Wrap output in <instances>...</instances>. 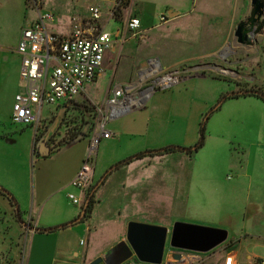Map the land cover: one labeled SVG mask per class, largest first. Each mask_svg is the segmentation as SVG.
Segmentation results:
<instances>
[{"label":"rangeland","instance_id":"1","mask_svg":"<svg viewBox=\"0 0 264 264\" xmlns=\"http://www.w3.org/2000/svg\"><path fill=\"white\" fill-rule=\"evenodd\" d=\"M127 1H131L129 15L127 3L119 4L120 0H0V136H4L0 138V182L15 190L21 204L19 206L17 202L20 211L18 220L15 207L11 205L8 208V202L0 196V260L5 264H27L26 250L23 256L24 228L20 222H27L31 217L43 222L49 217L53 224L59 226L70 216L78 214L79 205H74L68 194L78 197L79 190L71 185L72 181L68 184V180L76 167L80 164L82 167L87 156L88 136L95 131L99 120L97 108L109 98L115 82H135L138 74L147 68L149 60L154 58H159L161 62L163 59L180 61L183 64L177 68L183 72L184 69L200 66L196 70L201 72L193 69L192 74L182 76L178 84L155 91L142 108L106 123L112 137L101 140L96 154L94 152L96 179H91L85 196L97 184L99 176L124 158L130 143L137 150L145 147L193 148L200 140L203 126V145L191 154L183 151L164 155H158L160 152L145 154L151 157L150 162L134 168L131 174L135 179L128 181L127 192L120 194V197L126 198L128 207L134 208H128L123 214L133 220L141 219L143 223L166 225L168 230L174 223L181 222L227 231L226 242L209 253L201 254L196 264H225L231 250L240 252L239 262L247 255L252 259L263 258L264 101L251 96L223 99L242 86L264 92V38H261L264 31L254 44L257 45L256 50L248 54L250 59L240 62L245 56L240 51H226L225 48L216 52L205 51L203 39L202 50L198 45H190L192 36L196 34V39L198 35L203 37L209 31L207 25L213 21L203 20L199 28L186 19L163 24L169 19L165 14V21H159L158 15L166 10V4L178 5L185 0ZM188 1L189 5L192 0ZM244 4V0L214 4L224 8L222 11L218 9L222 18L214 21L217 28L222 30L225 25L233 26L234 32L236 25L250 12L251 8L247 9ZM91 6L101 10V24L108 20L105 31L111 35L125 28L127 19L133 15L140 20V24L144 21V28L141 26L137 32L125 29L121 39L112 38L102 73L86 87L84 95L79 94L60 106H43L42 118L49 111L55 114L40 121L39 129L45 126L41 137L54 122L58 126L50 138L52 140H49L51 154L46 158L37 157L31 154L34 127L10 121L13 98L23 89L19 77L20 57L16 54L19 33L37 10L50 13L52 19L58 22L70 18L72 27L81 19H87ZM116 8V16L110 18ZM143 12L144 20L140 17ZM77 17L81 18L73 20ZM53 20L46 23L48 28L51 24L53 26ZM186 26L191 29L189 35L185 31ZM223 69L231 70L228 76L219 71ZM218 105L219 109L213 111ZM146 111L151 117L147 136L124 135L126 130L121 123L142 114L146 117ZM83 130L88 131L87 136L79 143L67 150L53 152L69 140L70 134H79ZM154 154L157 155L150 156ZM121 172L124 173L120 169L114 174ZM142 173L144 176H141ZM36 184L37 198L34 194ZM114 192L111 189V193ZM41 196L44 209L39 211L36 206ZM94 225L85 222L77 226L82 230L79 238L85 243L82 251L88 254L109 252L119 243L118 217L110 211L101 212ZM87 227L89 230H85ZM46 255H43V260ZM60 260L53 251V264H62ZM130 263L143 264L135 257L123 264ZM65 264L74 263L69 261Z\"/></svg>","mask_w":264,"mask_h":264},{"label":"built area","instance_id":"2","mask_svg":"<svg viewBox=\"0 0 264 264\" xmlns=\"http://www.w3.org/2000/svg\"><path fill=\"white\" fill-rule=\"evenodd\" d=\"M88 12V22L76 23L66 36L48 30L46 22L52 21V15L48 12L39 11L37 19L21 29L16 53L20 57L19 77L23 89L13 98L12 123L39 125L44 105L70 102L82 92L85 84L95 80L102 69L112 38L97 26L101 10L91 6ZM159 21H165L163 15ZM125 29L137 32L140 20L136 17L129 18ZM183 74L185 73L179 68L163 70L158 61L151 60L147 68L138 74L135 82L114 85L109 98L102 107L97 108L99 120L91 134L87 156L71 182L73 187L86 190L89 186L93 174L94 152L96 153L101 139L111 137V133L106 130V123L142 108L155 91L178 84ZM68 198L74 205H81V200L74 195H68ZM200 255L182 251L179 260L170 259L162 264H196L200 261ZM225 264H264V258L239 262L229 255Z\"/></svg>","mask_w":264,"mask_h":264},{"label":"crops","instance_id":"3","mask_svg":"<svg viewBox=\"0 0 264 264\" xmlns=\"http://www.w3.org/2000/svg\"><path fill=\"white\" fill-rule=\"evenodd\" d=\"M97 1H101V0H97ZM122 2L125 4L127 3L126 7H129V11H128V15H129L131 13V10H132V8H130L131 1L120 0L119 4H121ZM228 2H229V0H192V2L188 5L189 1L185 0V1H183V3H180L178 5H172V4L167 5L166 4L165 5L166 10L164 12H160V14L158 15V19H160V16H162V15L164 16V14H165L169 19H167L165 21V23H163V24L173 22L174 20H180L181 21L182 19H186L188 21H192V23L194 22L193 25L198 26V28L200 27V24L203 20L213 21V23H210V25H207V27L209 28V31L205 32L204 33L205 35H203V37L198 35V38L196 39V34H194V36H192L193 41L190 42V45H192V46L198 45L197 47H200L199 49L202 50L203 48L201 46V40L203 39L202 42L204 41V45L206 46L204 48L205 51L210 50V51L216 52V51L222 50L224 48L226 51H228L229 49L240 51L241 53L245 54V56H243V58L240 59V62L241 61L244 62V61H247L248 59H250V56L248 54L251 51H255L257 48V45H253V46L240 45L239 43L236 42V38L233 36V26L228 27L227 25H225V27L222 30H220L219 28H217L218 25L214 23V21L221 20L222 15H220L218 13V11L219 10L222 11L224 8H223V6H220V5L216 6V7L213 5L214 4L218 5L219 3H221V4L225 3L226 4ZM244 3H245L244 6H247V9H248V7H250V0H244ZM179 5H183V6L181 7ZM168 7H170V10H168ZM116 10H118V8H116L114 10L115 16L117 14ZM112 13H113V11L111 12V14ZM38 14H39V10L36 11L35 16H33V18L29 22H26L25 26L26 25L28 26V24L31 23V21L36 20L38 17ZM111 14H110V16H111ZM152 15H153V13H152ZM89 17H90V15L88 12L87 19L86 20L81 19L80 23L86 24L89 20ZM112 17L113 16H111L110 18H112ZM133 17H135V15H133ZM133 17H130V18H133ZM140 17H142L141 18L142 20L145 19L144 12ZM79 18H81V17H77L76 19H73V20H79ZM101 18H102V15H101ZM101 18H100V20H101ZM100 20L97 22V26L100 28L101 31L107 32V31H105V27H106V23L108 20L107 21L104 20L103 21L104 23L102 22V24L100 23ZM49 22L51 23L52 21H49ZM71 23H72V21L70 20V18L62 20L61 22H58L57 20L56 21L53 20V26L51 24V25H49L50 27L48 28V26L46 24V27L48 28V30L52 31L53 33L66 36L71 32V28H72ZM141 26H143V28H144V21L141 22L140 27ZM189 30H191V29L186 26L185 31H187L186 33L188 35H189V33H188ZM124 33H125V28L123 27L120 30H117L114 35H111L110 33L109 34L111 35V38H113V39H121L124 36ZM193 33H195V32H193ZM261 38H264V37H261ZM113 39H112V41H113ZM197 40H198V42H197ZM259 46H261V44ZM104 59H105V56H104ZM154 59L159 61V58L158 59L154 58ZM159 62H160V65L162 66V68L165 70L176 69L179 65L183 64L180 61L168 62L165 59H163L162 62L161 61H159ZM103 63H104V60H103ZM147 66H148V64H147ZM102 67H103V65H102ZM139 68H141V67H138V69ZM193 69H195V70L200 69V66H198L197 68L193 67L191 69H186V70L184 69V73H185L184 76H186V77L190 76L192 74L191 71ZM215 70H217L216 67H215ZM196 71H200V70H196ZM219 71L220 72L222 71L221 73L226 74V76H228L229 75L228 73H230L231 70L223 69V70H219ZM101 73H102V69L97 74V76L93 82L85 84L82 92L80 93V96L84 95L86 87L93 84L96 81V79L101 75ZM200 76L204 77L203 74H200ZM187 79H189V78H187ZM183 80H186V79L183 78ZM122 82H125V81L119 80V81L115 82V84L112 85V88L114 87V85L122 83ZM247 89H248V87L242 86V87H240V90L238 88L239 91L237 90L236 92L243 93L242 91H246ZM109 95H111L110 92H109ZM152 95L149 97V99L146 101V103L150 100V98H152ZM243 98H245V97H243ZM64 104H66V103H64ZM60 105H63V104H60ZM60 105H55V106H60ZM135 110H137V109H135ZM49 112L50 113H48V115H46L45 117L42 118V116H41L40 121L47 118L48 116H51L54 113V111H49ZM146 112H147L146 117L143 116V114H142V116H135V117L130 118L128 121L124 120L121 123V126L123 128H125V130H126V132H124V135L135 136V137L136 136H139V137L147 136V134L150 132V124H151L150 118L151 117H150V113H148V111H146ZM11 113H12V111H11ZM128 115H129V113H126V114H123V115L116 117L112 120H119V119L124 118ZM10 121H11V115H10ZM109 121H111V120H109ZM31 126H33L35 129L34 139L32 140V143H31V154L37 156V154H38L37 148L39 146V140L36 142L35 139H36V137H38L42 133L41 132L42 128L39 129L38 125H31ZM106 130H107V128H106ZM1 137H4V136H0V138ZM88 137H91V135H89ZM111 137H112V133H111ZM111 137L108 139H101V140H110ZM101 140H100V142H101ZM76 144H73L72 146H74ZM48 145H49V152H50L49 155H50L52 152V150L50 149L51 143H48ZM72 146L65 147V145H64V146H62V148L60 146H58L57 148L54 149L53 152L60 151L61 149L64 151V150L71 148ZM134 147L135 146L132 145V143H130L124 158H122L120 161L127 159V157L128 158L132 157V156H134L140 152L162 149V148L152 149V148L145 147L143 150H137ZM37 157H40V155ZM42 158H46V157H42ZM150 158L151 157H149V156H144L143 158L136 160V161H133L130 164H128L122 168L114 169L111 173H109L107 175L108 177L106 176L107 178H105V180L95 190V192H94L95 203L93 205V209H92L90 216L86 219H83V217H82L80 221H77V222L73 223L72 225L66 226L65 228L58 229L54 232L44 233V232H36L35 231V229H38V228L39 229H47V228H52V227H59V226L64 225V224L71 223L72 221H75L78 217H80L81 211L83 208L82 205H84L83 201L85 200L84 199L85 190L78 189L79 194H78L77 198L81 200V205H79V212L76 216H70L69 220L64 222L63 224L56 226L55 224H53V222H51V218H49V217L47 219H44L43 222H41L38 219L34 220L32 217L28 218L27 222L26 221L20 222L22 224V227L24 228L23 237L25 238V242L23 245L24 246L23 247V256H24L25 250H26L27 251L26 252L27 262L26 263L27 264H53V251L56 254V258L61 259L60 261L62 262V264H65L69 261H73L74 264H88L91 261H93V259H95V257H97V258L98 257H104L108 252L105 253L104 251H101L98 254H88L87 251H84V250L82 251L81 248L84 247L85 243H83L81 238H79V234L82 231L81 227H77L79 224H83L85 222H88V224L92 223V226H96V225H94V223L96 222L97 217L99 214H101V212L110 211L112 215H114V216L116 215V217H118V220H119L118 226L120 229V231H119L120 233H119V237H118L119 243L115 244L113 246V248L116 245L120 244L121 242H125L127 223L129 221L143 222V220H141V219L140 220H136V219L133 220L128 215L123 214V212L128 211V208H130L131 210H133L134 208L132 206L128 207L129 204L127 203L126 198L120 197V194L123 195L125 192H127V189H128L127 182L133 181L135 179V178H133V175L131 174L132 171L134 170V168L139 167L143 164H145V165L148 164V162H150ZM113 166H111V167H113ZM80 167H81V164L78 167H76L74 169V171L71 173L70 179L68 180V184L70 183V181H72L75 178ZM120 169H122V171L124 173L121 172L118 174L117 173L114 174V172H116ZM106 172L102 176H99L97 178L99 180L97 182V184L100 182L102 177L106 174ZM129 174H131V175H129ZM141 176H144V174L142 173ZM140 177H139V179H140ZM91 179H94V180L96 179L95 163H94L93 174H92ZM0 185L2 187H4L5 189L9 190L13 194V196L16 198L19 206H21L19 197L15 193V190L13 188H11L10 186H7V184L4 182H0ZM108 186H111V187H108ZM124 188H125V190H124ZM111 189H113L115 191L113 194L111 193ZM34 194H35V197L37 198V184L35 186ZM68 195H73V194H68ZM131 199H132V197H131ZM43 200L44 199L41 196V199L37 203L36 208H38L39 211L44 209V208L42 209L43 206H41ZM6 202H8V201L6 200ZM7 204H8L7 205L8 208H9L11 206V204L9 202ZM112 218H113V216H112ZM158 225L168 227V226L163 225V224H158ZM85 230H89V227L85 228ZM28 247H29V249H28ZM113 248H111V249H113ZM229 253L231 255H233L236 258V260H238V258H239L238 256H239L240 252H238L236 250L234 252V250H231ZM46 254H49V256ZM43 255H46V257H47L45 260H43ZM177 255L178 254L173 252L172 250H168L164 253L163 262H168L170 259H174ZM133 257H130L128 260H130ZM242 260L243 261L252 260V257L247 255L245 257V259H242Z\"/></svg>","mask_w":264,"mask_h":264},{"label":"water","instance_id":"4","mask_svg":"<svg viewBox=\"0 0 264 264\" xmlns=\"http://www.w3.org/2000/svg\"><path fill=\"white\" fill-rule=\"evenodd\" d=\"M250 8L249 17L239 22L233 32L236 42L244 46H253L257 42V37L262 35L264 31V0H250ZM57 126L58 123L54 122L46 134L39 139L38 154L40 157L49 156L48 142L53 137ZM87 132V130H83L77 134L75 138L65 144V147L80 142L87 136ZM114 169L113 166L106 172L100 182L92 189L91 194H94L97 187ZM88 203L86 200L81 216L68 223L67 226L81 220ZM15 210L18 212V207ZM64 225L59 226L58 229L63 228ZM35 231L41 232L38 229ZM45 231H53V228L42 230V232ZM226 240L227 231L223 229L176 222L168 230L164 226L129 221L126 226L125 242L116 245L104 257H98L88 264H123L133 256L143 264H162L166 247L177 253L178 255L174 259L179 260L182 251L206 254Z\"/></svg>","mask_w":264,"mask_h":264},{"label":"trees","instance_id":"5","mask_svg":"<svg viewBox=\"0 0 264 264\" xmlns=\"http://www.w3.org/2000/svg\"><path fill=\"white\" fill-rule=\"evenodd\" d=\"M26 1H28V0H26ZM246 96L256 97V98H259V99L264 101V92H263V90L254 89V88L247 89L243 93H236V92L235 93H231V94L225 96L223 100L231 99V98L246 97ZM216 108L217 109H214L213 111L218 110L219 109V105ZM200 130H201L200 140H199V142L196 143V145L193 148L189 147V148L185 149V148L165 147V148H162L160 150H151V151L149 150V151H146V152H140V153H138V154H136V155H134L132 157H129V158L125 159V160L120 161L119 163L115 164L114 167H115V169L121 168L122 166L127 165V164L131 163L134 160H139V159L143 158V156L145 154H152V153L160 152V153H158V155H164V154H168V153H171V152H174V151H183V152H187V154H191L192 152L198 150L203 145V141H204V134H203L204 133V127L202 126ZM76 136H77V133L70 134V136L68 137L69 140L64 142L61 146H64L65 144H67L69 141H71ZM35 140L38 141L37 137H36ZM156 155L157 154L150 155V156H156ZM37 156H39V155L37 154ZM92 189L85 196L86 200H88L89 203H88V206H87V208L85 210V214L83 216V219H86V218H88L90 216V214L92 212V209H93V205L95 203L94 194H91ZM0 196L5 198L13 207H15V208L18 207L17 201L15 200L13 195L10 192H8L6 189L1 187V186H0ZM15 213H16V216H17L18 220H20L19 219L20 218V211L18 210V212H16V210H15ZM66 226H67V224H65L63 228H65ZM52 228H53V231H45L44 233L54 232V231L58 230V227H52ZM47 229H50V228H47ZM47 229H39L38 228V230H41V232H42V230H47ZM0 264H5V263L0 260Z\"/></svg>","mask_w":264,"mask_h":264},{"label":"flooded vegetation","instance_id":"6","mask_svg":"<svg viewBox=\"0 0 264 264\" xmlns=\"http://www.w3.org/2000/svg\"><path fill=\"white\" fill-rule=\"evenodd\" d=\"M248 17H249V14L244 18V20H246ZM44 128H45V126L42 128L41 132H43ZM40 137H41V135H39V136L37 137V140H39ZM51 140H52V139H51ZM51 140H50V141H51ZM53 140H54V139H53ZM50 141H49L48 143H50ZM36 142H37V141H36ZM37 150H38V148H37Z\"/></svg>","mask_w":264,"mask_h":264}]
</instances>
